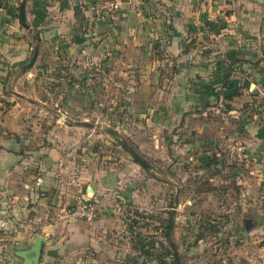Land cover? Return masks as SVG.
<instances>
[{"label": "crops", "instance_id": "crops-1", "mask_svg": "<svg viewBox=\"0 0 264 264\" xmlns=\"http://www.w3.org/2000/svg\"><path fill=\"white\" fill-rule=\"evenodd\" d=\"M97 1L26 0L32 32L19 19L0 23V77L9 75L14 86L32 90L62 88L60 113L75 119L69 108L74 103L77 116L91 110L93 118H107L119 134H133L137 153L153 135L151 150H165L171 166H179L184 151L215 152L240 138L249 164L259 169L260 181L250 185L263 187L264 0H119L113 16L97 12ZM36 44V61L23 72ZM118 73L121 86L110 92ZM102 103L106 116L96 112ZM19 106L11 100L8 109H0V218L9 222L0 234V264H20L18 254L37 235L44 237L38 264H129L132 247L114 240L122 222L113 213L145 200L151 180L139 173L135 159L116 161L122 152L111 138L99 156L95 127L62 122L48 131L53 140L30 148L27 116ZM117 108V115L108 113ZM119 119L130 122L118 128ZM244 180L239 185L252 199L253 187L246 188ZM77 194L94 205L92 223L64 217ZM256 229L250 228V241L238 249L249 264H258L264 250L253 238Z\"/></svg>", "mask_w": 264, "mask_h": 264}, {"label": "rangeland", "instance_id": "rangeland-1", "mask_svg": "<svg viewBox=\"0 0 264 264\" xmlns=\"http://www.w3.org/2000/svg\"><path fill=\"white\" fill-rule=\"evenodd\" d=\"M19 3L20 0H0V12L6 14L10 7L16 8ZM53 78L55 77L51 75L49 80ZM0 79L3 81L0 83V109H8L11 100L20 103L22 106L18 109L20 114L24 112L27 116L23 118L24 131L26 130V135L31 137L28 146L33 148L39 144H47L50 139L53 140L55 135L52 134L50 138L49 132H53L58 125L66 122L58 115L63 107L62 102L58 100L62 88L52 84L44 90L41 88L32 90L26 84L14 86V78L9 80V75L0 77ZM120 81V73L112 77L109 84L110 92L113 88L121 86ZM15 94L22 95L26 100L20 99ZM1 96L9 98L8 101ZM29 99L34 100V104L29 103ZM38 99L43 101L44 105L39 103ZM102 106L103 103L98 104L96 112L98 115L105 113L106 116ZM75 107L77 106L74 103L69 107L72 110V117H76L73 120L92 123L100 132L97 133L100 139L96 143L93 142L101 153L99 156L104 155L109 142L114 141L122 152L114 156L116 161L124 156L129 160H134L131 154L119 145V139L115 140L105 130L112 126L106 120L107 118H93L89 115L91 110L88 111L87 116L82 114V116H77L79 114L76 113ZM115 110H108V113L112 112V115H117L121 109ZM129 122L130 120L127 119H119V123H116L120 125H117L118 128H125L124 123ZM120 136L133 148L131 145L133 134L131 137L126 133ZM109 138L113 141H109ZM134 139L138 142V136ZM147 139L149 142L147 145L150 144L152 148L147 145H144L146 148H138V153L152 165L150 169L138 165L139 173L145 174V178L151 180L145 185V200L140 199L131 206H117L113 213L114 217L122 222V226L116 228L113 234L114 240L130 242L132 247L128 249L130 250L129 264H158L153 259L154 257L160 261L163 259L168 264L174 261L173 264H175L170 239L178 250L181 264H249L247 259L239 255L240 250L238 249L250 241L251 236L248 233L251 227L253 232L257 228V231L253 233V238H256L258 245H264V186L262 187L260 182H256L253 186L250 185L253 179L259 178L258 173L256 174L259 169L249 164V161L241 166L232 162L226 157L224 146L215 152L207 151L203 147L197 151H190V154L184 151L180 155L179 166H171L165 158V150L157 154L151 150L156 149V145L154 146L151 142L153 135H149ZM188 156H193V159L189 160ZM214 158L215 162L212 161ZM209 162H211L210 165H208ZM252 169H254L253 173H251ZM238 175L240 177L236 178ZM240 179L247 180V182L244 180L247 184L246 188L249 185L253 187L255 194L252 199H250L251 196L247 197L244 194L242 185H239ZM257 180L260 181V179ZM170 218H172V230L171 237L167 239L165 232L169 234V229L167 231L165 226L168 225L169 228ZM200 221H204V225H200ZM208 224H213L214 228H207ZM245 226H247L246 236L244 235ZM238 234L241 235L238 236ZM138 236L141 237L143 243H149V247L151 246L155 253L154 256L138 255L136 257L139 252L133 245L138 241ZM165 250L172 254L166 255ZM262 256H264V250L259 260L257 259L258 264Z\"/></svg>", "mask_w": 264, "mask_h": 264}, {"label": "built area", "instance_id": "built-area-1", "mask_svg": "<svg viewBox=\"0 0 264 264\" xmlns=\"http://www.w3.org/2000/svg\"><path fill=\"white\" fill-rule=\"evenodd\" d=\"M119 0H98L94 8L97 12L113 16L120 9ZM225 155L232 162L239 166L248 162V146L240 138H232L224 145ZM74 204L72 209L65 214L64 217L72 220H81L92 222L96 216L94 205L83 196L77 194L73 197ZM9 227V222L6 218H0V234ZM259 264H264V256H262Z\"/></svg>", "mask_w": 264, "mask_h": 264}, {"label": "water", "instance_id": "water-1", "mask_svg": "<svg viewBox=\"0 0 264 264\" xmlns=\"http://www.w3.org/2000/svg\"><path fill=\"white\" fill-rule=\"evenodd\" d=\"M25 3L26 0H20V3L18 5L19 8V21L21 26L29 31L32 32V26L26 21V16H25ZM36 37V34H35ZM38 50H39V45L36 44L33 48V52L32 55L28 61L27 64H25L23 66V72H25L26 70L32 68L34 62L36 61V58L38 56ZM59 117L61 119H63L64 121L69 122L70 124H73L75 126H82V127H88V128H93L95 127L94 124L89 123V122H85V121H78V120H71L69 118H67L66 116H64L62 113L59 112ZM106 131L110 134H112L113 136L117 137L119 139V141L121 142V144L123 146H125L126 148H128L129 153L131 154V156L138 162V164H140L141 166H143L144 168H151V165L148 164L143 158H141L138 153L131 148L128 143L121 138L120 134L112 129V128H107ZM177 204V196L175 198V205ZM174 213V212H173ZM172 213V215H173ZM169 234L168 237H171V230H172V218H170V222H169ZM43 242H44V237L41 235H37L34 237L32 243L30 244L29 248L21 251L18 255L21 257L22 262L20 264H38L40 259H41V255H42V249H43ZM170 244L172 247V251H173V255H174V260H175V264H181L180 263V258H179V254H178V250L174 244V242L170 239Z\"/></svg>", "mask_w": 264, "mask_h": 264}, {"label": "trees", "instance_id": "trees-1", "mask_svg": "<svg viewBox=\"0 0 264 264\" xmlns=\"http://www.w3.org/2000/svg\"><path fill=\"white\" fill-rule=\"evenodd\" d=\"M15 11V12H14ZM18 12H19V8H18V6L16 7V8H9L7 11H6V14H2L1 15V19H0V23H9V22H12V20H15V19H19V14H18ZM36 33V37H34L33 36V38L36 40V41H39V36H38V34H37V32H35ZM114 125V124H113ZM115 125H116V123H115ZM119 145H121L122 147H123V149L124 150H126L127 152H129V150H128V148H126L125 146H123L122 144H121V142H119ZM134 159V158H133ZM213 162H215V158H214V160H212ZM210 163L211 162H209V164L208 165H210ZM200 225H204V221H200V223H199ZM207 225V224H206ZM202 227V226H201ZM204 227H206V226H204ZM209 227H212V228H214V225L213 224H208V227L207 228H209ZM165 228H166V230L168 231V225H166L165 226ZM165 236H166V238L168 239L169 237H168V234H166V232H165ZM141 237L140 236H138V241H136V243H134V245H133V247L135 248V250H137L139 253H138V255L139 256H141V255H144V256H146V257H152V256H154L155 255V253H153V250H152V247L150 246L149 247V243H146V242H142V240L140 239ZM150 245H151V243H150ZM164 253H166V255H168V254H172V252H170V251H168V250H165L164 251ZM153 259H155L156 261H157V263L158 264H168L167 262H165V260H159L158 258H153ZM173 263H174V261H173ZM172 263V264H173Z\"/></svg>", "mask_w": 264, "mask_h": 264}]
</instances>
